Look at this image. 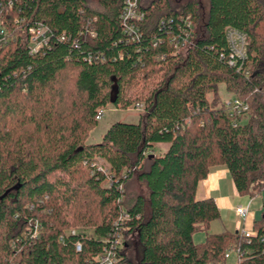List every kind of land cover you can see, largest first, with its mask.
<instances>
[{"label":"trees","instance_id":"obj_1","mask_svg":"<svg viewBox=\"0 0 264 264\" xmlns=\"http://www.w3.org/2000/svg\"><path fill=\"white\" fill-rule=\"evenodd\" d=\"M125 1L0 0V264H91L123 212L119 226L136 235L140 256L124 248L119 264H226L232 248L245 253L239 264H264V216L255 237L209 233L220 211L196 198L217 167L239 196L264 192V0H207L203 23L196 1L181 10L154 1L141 6L135 40L121 26ZM188 14L194 45L175 54L170 38ZM38 23L52 35L32 53ZM227 27L249 38L240 71L227 64ZM220 85L247 110L223 104ZM120 104L143 105L138 125L115 123L88 143L99 110ZM202 230L206 241L195 244Z\"/></svg>","mask_w":264,"mask_h":264},{"label":"built area","instance_id":"obj_2","mask_svg":"<svg viewBox=\"0 0 264 264\" xmlns=\"http://www.w3.org/2000/svg\"><path fill=\"white\" fill-rule=\"evenodd\" d=\"M12 2H10V5L12 6ZM141 0H126L125 1V7L121 15V26L122 29L125 31L126 34H128L133 40L138 39V35L140 33V28L138 26V23L141 22L145 15L141 10ZM181 21L184 24V28L181 29L180 26V32L177 34H174L170 38V43L174 45L175 48V54L184 51L185 49H188L194 45V34H193V21L191 18V15L187 16H181ZM172 21H170L169 24H171ZM167 23L165 21H161V28L165 27ZM52 32L51 30L43 23L36 24L35 27L31 29V38H30V49L32 53H36L42 48L49 45V42L51 40ZM5 36V31L0 27V41ZM91 37H95V31L92 29L90 32ZM61 40H65V36L63 35ZM225 40L228 50V58H227V64L235 68L237 71H240L247 61V51H248V45H249V38L247 33L242 32L240 30H237L232 27H227L225 30ZM99 59V57H97ZM101 60L104 61V57L100 56ZM91 61V59L89 60ZM226 105L232 109V112H241L246 111L247 106L243 105L238 101L237 99H232ZM136 108L138 110L143 109L142 104H137ZM104 114V109L99 110L97 116L95 117L97 121H100L102 116ZM94 166V165H93ZM96 166V165H95ZM98 170H104L101 167H98ZM251 212L250 207H242L240 206L235 209V213L238 217H240L242 220L245 221L248 214ZM129 219L128 214L123 212L119 218V222L122 224L124 221ZM119 222L115 224L114 229V236L111 244L107 247H105L104 251L95 258L94 262L91 264H119L120 259L118 257V253L122 252V249L125 248L124 244H126L123 239L125 235L133 234L128 229H125L124 227L119 226ZM38 228L39 227H31L28 231V233H31V238H36L38 235ZM71 234H74L75 231L72 230L70 232ZM68 235L66 233L65 237ZM242 235L245 238H251L255 237V233L251 230L249 232L243 231ZM61 241H63V237L60 238ZM262 242H264V238L261 239ZM76 248L78 251L81 250L80 243L76 244ZM233 255H235V258H233ZM245 253L241 251L240 248H232L228 250L225 254V258L227 260L233 261L234 264H239L243 261Z\"/></svg>","mask_w":264,"mask_h":264},{"label":"rangeland","instance_id":"obj_3","mask_svg":"<svg viewBox=\"0 0 264 264\" xmlns=\"http://www.w3.org/2000/svg\"><path fill=\"white\" fill-rule=\"evenodd\" d=\"M159 1V0H141V4L143 7L149 6L152 2ZM161 1V0H160ZM172 6V8L176 10H181L182 6L185 5L187 2L192 0H168ZM196 1L200 6V18L201 23H203L207 17L208 8H209V2L207 0H193ZM90 6L93 8L99 7L98 0H89ZM187 50V49H185ZM184 50V51H185ZM126 97L131 96L133 99L137 98L138 95H141V89L138 90H131L126 91ZM220 100L223 104L228 103L230 100L234 99V96L227 93L225 90L224 85H220L218 89ZM118 94V93H117ZM116 94V95H117ZM131 98V99H132ZM209 99H212V95L208 96ZM141 110H138L134 105H131L128 109H122V105L115 107L114 105H109L106 109H104V114L101 118V120L98 122V125L96 129L93 130V132L90 133L88 143H99L103 137V135L107 132L110 127L115 123H128V124H137L139 122V113ZM99 162L98 165H100ZM92 172V171H91ZM256 199V202L260 205L254 206V208L251 210V212L248 214L247 218L244 220H240L239 223H236V227H239V230L243 232H249L253 229V224L255 220L261 219L264 216V192ZM250 200V197L245 196L243 198V201L240 200L242 203H248ZM263 203V204H262ZM215 225H220V222H216ZM235 225L233 227H235ZM244 227V229L242 228ZM236 232V231H235ZM123 241L126 243L124 244L126 248V254L128 257H130L134 262H138L139 256H140V248L137 243L136 235L128 234L124 236ZM235 258V255H233V258ZM227 260L226 264H234L233 261Z\"/></svg>","mask_w":264,"mask_h":264},{"label":"crops","instance_id":"obj_4","mask_svg":"<svg viewBox=\"0 0 264 264\" xmlns=\"http://www.w3.org/2000/svg\"><path fill=\"white\" fill-rule=\"evenodd\" d=\"M169 145L154 144L152 151L155 155H163L168 150ZM235 182H233L230 173L223 167L214 168L209 176L202 181L197 189L196 198L198 200L214 199L219 211L221 220L220 225L213 223L209 228V233H220L223 231L238 232L239 227L236 223L242 220L235 213L237 207H250L252 210L254 206L259 205L256 199H250L248 203H242L244 197L239 196ZM263 204V203H262ZM260 206V205H259ZM235 225V227H233ZM244 229V227H242ZM244 231V230H243ZM251 231V230H250ZM242 232V231H241ZM208 233L206 231H199L193 236L195 244H202L206 241Z\"/></svg>","mask_w":264,"mask_h":264},{"label":"water","instance_id":"obj_5","mask_svg":"<svg viewBox=\"0 0 264 264\" xmlns=\"http://www.w3.org/2000/svg\"><path fill=\"white\" fill-rule=\"evenodd\" d=\"M115 94H117V88H115ZM115 101H116V98H114V99H112V103H115ZM18 188V186L17 187H15V189H17Z\"/></svg>","mask_w":264,"mask_h":264}]
</instances>
